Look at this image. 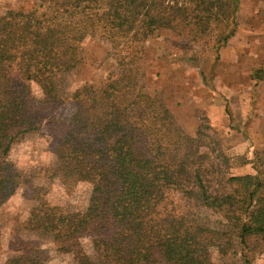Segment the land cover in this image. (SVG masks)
I'll return each mask as SVG.
<instances>
[{"label":"trees","instance_id":"16d2710c","mask_svg":"<svg viewBox=\"0 0 264 264\" xmlns=\"http://www.w3.org/2000/svg\"><path fill=\"white\" fill-rule=\"evenodd\" d=\"M240 9V0H35L7 8L0 14V206L16 137L54 121L70 102L67 123H56L55 169L89 183L90 196L80 208L36 209L28 226L52 237L73 264H214L264 242V150L244 156L248 172L215 183L226 155L211 149L219 142L210 125L186 133L146 90L140 63L143 45L160 31L224 48ZM88 36L106 46L112 68L103 81L69 92L66 77ZM254 80H264L262 66ZM97 221L114 230L85 242ZM34 256L22 251L3 264H33Z\"/></svg>","mask_w":264,"mask_h":264},{"label":"rangeland","instance_id":"374dc122","mask_svg":"<svg viewBox=\"0 0 264 264\" xmlns=\"http://www.w3.org/2000/svg\"><path fill=\"white\" fill-rule=\"evenodd\" d=\"M34 1L0 0V14L7 8L28 9ZM240 3L238 31L224 48L216 51L208 38L187 44L172 32L160 31L143 45L140 58L146 90L159 95L186 133L193 135L202 122L210 125L208 135L219 142L211 149H220L227 162L219 161L223 171L215 183L224 173L248 172L244 156L264 150V80H254L255 69L264 68V0ZM106 51L100 41L86 37L81 61L66 77L69 92L84 82L103 81L112 68ZM73 109L70 102L59 106L54 121L45 120L38 129L20 133L11 146L8 178L1 185L5 199L0 206V264L22 251L35 255L33 264H73L67 253L57 250L52 237L28 226L36 209L58 212L87 204L91 185L68 181L55 169L54 150L62 130L56 123L66 124ZM112 230L105 222H94L85 242ZM229 253L214 264H264L260 240H252L242 254Z\"/></svg>","mask_w":264,"mask_h":264}]
</instances>
